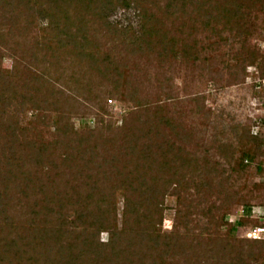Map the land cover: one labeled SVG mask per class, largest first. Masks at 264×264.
I'll list each match as a JSON object with an SVG mask.
<instances>
[{
  "label": "rangeland",
  "instance_id": "374dc122",
  "mask_svg": "<svg viewBox=\"0 0 264 264\" xmlns=\"http://www.w3.org/2000/svg\"><path fill=\"white\" fill-rule=\"evenodd\" d=\"M122 2H113L105 20L118 29L130 25L129 31L140 35L137 11L144 10L152 17H146L152 26L146 43L140 48L129 45L130 35L107 30L98 17H86L88 45L99 50L100 64L110 61L107 68H91L88 84L85 79L72 83L68 76L74 71L79 77V67L70 63L66 49H58L57 57H46L45 62L30 59L32 67H47L52 78L47 86L57 93L46 97L30 84L26 97L31 102L24 112L12 111L0 119V142L8 138L12 148L4 150L14 164L21 163L18 157L29 147H20L10 132H23L30 148L36 138L51 142L56 138L54 120L62 110H67L72 127L70 144L91 130L95 136L86 144L98 150L96 163L81 165L70 159L59 170V155L67 150L64 142L58 146V139L50 162L57 167L45 161L28 166L36 178L31 182L43 183L34 189L20 178L4 176L0 156V219L8 215L11 224L6 230L0 222V264H44L40 258L46 247L48 257L59 255V264H70L69 256L87 257L81 264H234L224 255L230 242L254 247L248 264H259L258 243L244 235L253 224H264V111L259 106L264 97V0ZM1 16L0 43L11 50L0 48V76L7 80L6 92L19 99L25 90L17 88V77L8 80L13 76L10 53L30 56L38 49L36 42L53 32L46 17ZM243 45L257 53L255 62L237 59ZM95 96L102 97L104 111L95 106ZM121 126L146 131L153 140L152 153L143 150L144 157H139L121 151L122 146L118 152ZM245 151L252 158L242 159L246 166L238 168ZM102 153L117 156L111 170L101 163ZM127 196L132 207L123 215ZM112 204L115 216L109 215L103 228L93 215ZM133 210L141 218L138 232L153 225V237H181L185 247L168 240L173 256H160L145 248L149 243L136 233L133 254L123 252L130 263L123 255L109 256L111 233L135 226ZM222 215L227 216L226 226ZM228 226L235 227L233 235L226 233ZM8 239H14L15 246H6Z\"/></svg>",
  "mask_w": 264,
  "mask_h": 264
},
{
  "label": "trees",
  "instance_id": "16d2710c",
  "mask_svg": "<svg viewBox=\"0 0 264 264\" xmlns=\"http://www.w3.org/2000/svg\"><path fill=\"white\" fill-rule=\"evenodd\" d=\"M118 0H0V13L1 17H16L18 15L25 16L28 18L34 19L35 17H46L47 20H49V27L48 31H51V35L46 36V39L42 42H36L38 46H36L38 49L33 51V53H30V56L24 52H21V54H18L13 51V53H10L11 58L13 60V64L11 65V75L8 80L11 79V77L15 78L17 77L18 80H20V85L17 87L20 91L25 90L24 93H22L19 99H16L13 97L14 95L9 94L6 92L5 88L7 86V81L5 78L0 76V79H2L0 83V119H3L12 111H16L17 113H23L24 112V106H27L28 103L31 101H28V97H26L27 90L29 89L30 84H36L37 89L36 91H44L43 95L46 97L53 95L54 93H57V90H55L53 87L49 88L51 86L52 78H49L48 75V69L47 67L39 68L32 67L31 64H29L28 60H36L37 63L39 62H45L46 57L50 59H55L57 50L60 48L66 49V54L68 57H70V63L76 65L79 67V71H77V74L79 77L74 76V71H72V74L68 76V81L72 83L79 82L80 79H85V82L88 84L89 77L88 74L86 76V73L91 70V68H96L97 71L100 69V67H106L110 64L109 62H106L105 60L102 61L100 64L101 58H99V50L96 48V46H90L89 43V35L85 31L84 26L87 22L86 17H98L97 22L100 24H104V26L107 28V30H114L116 33H120L123 35H130L128 36L127 42L130 43L129 45H136L141 46L140 43L144 42L146 43V37L149 33V30L152 26L148 24L147 18L151 15L147 14L142 9L137 11V17L139 19L137 20V26L138 30L140 32V35L135 34L134 32L129 31L132 27L129 25L128 27L118 29L116 25L110 24L105 20V13L113 6V2H117ZM123 1V4H127V0H121ZM182 1V0H181ZM263 2L261 0L260 4ZM166 7V6H165ZM82 12V13H81ZM76 15V16H75ZM152 18V17H149ZM125 31H129L131 33H126ZM242 33L247 34V29L242 28ZM152 36V34H150ZM91 41V40H90ZM126 41L124 43L128 44ZM0 43V48H5L4 52L10 51V47H3ZM122 45V44H121ZM123 46V45H122ZM244 47V45H243ZM140 48V47H139ZM97 49V50H96ZM40 54V55H39ZM241 56H238V60L246 61L247 59L250 61V63L255 62L257 59V53L253 51H249L247 48H243L241 51ZM4 55L0 54V58H3ZM107 58V56H106ZM43 59V60H41ZM106 62V63H105ZM105 71V70H104ZM104 71L100 72L102 74ZM76 72V71H75ZM74 74V75H73ZM10 82V81H9ZM46 83V84H44ZM45 86V88L43 87ZM27 89V90H26ZM59 93V91H58ZM62 92H60L61 94ZM97 98V105H95L98 110L104 111V107L102 102L101 96H95ZM38 106V105H37ZM38 110V108H37ZM67 110H62L61 114H59V119L54 120V123L56 124V134L55 139H53L51 142H46L43 139L36 138L33 144L31 145V148L29 146V141L26 140V135L22 133H16L10 132L12 136L11 138H14L16 141H18L20 147L25 146L27 143V146L29 147L25 153L23 152V156L20 155L19 160H21L20 164H14L13 161H9L8 155L6 154L4 147L9 150V147H11L8 143V138L5 137L3 142H0V156L4 159L2 161H5L6 169L3 172L4 176L9 175L12 176L15 180V178H20L22 181V184L25 186H28L30 184L31 189L38 188V186L42 187L43 183H32L31 181L35 178V174L33 175L30 173V169L28 166H36L42 162L50 163L54 158L52 157L53 148L58 144L60 147L61 144H65L66 152H63L61 155H59V170L62 166L65 165V160L73 159L75 162L82 164H93L97 162V154L98 150L95 149L94 145L86 144L87 142H90V139L93 138L95 135L88 133L80 134L76 136V141H74V145L72 146L70 144V140L68 137L71 136L72 127L71 124L68 122V116L66 115ZM41 118H44L43 115L40 116ZM63 118V119H62ZM60 120L63 123V126H61ZM59 123V126H58ZM11 126V125H10ZM9 126V127H10ZM129 126V125H128ZM128 126H121V131L124 135H122V141L120 142V145L115 148H117V151L120 152L118 149L122 146L121 151H125L129 154H135L139 157H144L145 154H143V150L147 151L149 154L152 153V146H153V140L149 138L146 131L142 132H136L132 129H130ZM23 131V130H22ZM2 136L0 135V140ZM59 139V142H58ZM43 140V141H42ZM69 140V141H68ZM150 141V142H148ZM58 142V143H57ZM73 144V143H72ZM85 144V145H84ZM9 146V147H7ZM12 148V147H11ZM110 150V149H109ZM108 150V151H109ZM115 149L110 150V152H113ZM70 152V153H69ZM132 152V153H131ZM114 153H117L114 151ZM51 154V155H50ZM103 154L102 162L103 165L109 167L111 170L113 160L117 159V156L113 153H107V156L105 153ZM101 155V154H100ZM105 155V157H104ZM72 156V157H70ZM150 156V155H148ZM17 157V156H16ZM96 157V158H95ZM95 158V159H94ZM250 160L252 158V155H249L248 151L241 153V158L239 159L237 165L238 168H244L246 164L243 163L242 159ZM16 160V158L14 159ZM46 163V164H47ZM55 163V162H53ZM14 164V165H13ZM52 166L54 164L50 163ZM25 165L27 167H25ZM57 167V165H54ZM38 167V166H37ZM16 169V171L14 170ZM257 170H260V166H257ZM61 173V172H60ZM29 174V175H28ZM40 179V178H39ZM20 186V185H19ZM20 189V187H19ZM24 189L20 190L23 191ZM25 192V191H23ZM40 202H44V198L40 197L38 198ZM132 200L127 196L124 200V208H123V215H126V212L129 208L132 206ZM1 212V210H0ZM1 213H4L1 212ZM113 214L115 216V207L112 204L111 208L108 205H105L104 207L99 209V213L94 214L95 221L98 223L100 222V225L105 228L106 223L109 222V215ZM130 216H132L134 219V227L126 228L124 227L122 230L111 233V237L109 239V243L112 244V250L110 252L109 256H112L114 258L118 257V255L125 256V260H127V263H130V261L127 258V254L124 255V250L126 249V252H130V254H133V251L131 250L132 246L131 244L135 243L136 237H142L145 239L149 246H146L145 248H151L153 250V253L158 251L159 255L161 256L165 254L166 256H173L172 250L173 246L172 243L175 242L176 244L174 247L178 246L179 248L185 247L182 243L183 238L171 236L168 234L161 235L162 238L159 237V235H155L153 237V231L155 229H152L153 225H151V230H149L150 226H148L147 232L143 233L138 232L137 230L138 224L140 222V216L137 213V210H133L130 213ZM226 215H222L220 218L221 223L226 226ZM8 215L1 216L0 222L2 224H5L7 227L6 230H11V224L8 223ZM111 220V219H110ZM240 221V220H239ZM96 223V224H97ZM155 223V222H154ZM256 226L257 224H253ZM1 226V225H0ZM2 227V226H1ZM141 228V227H140ZM234 231H236L234 226H228L227 234L233 235ZM138 233V236H136ZM132 235H135L136 237H133ZM43 237V235H40ZM41 237V238H42ZM133 237V238H132ZM39 238V239H41ZM244 238H248L244 235ZM150 239V240H149ZM233 237H230L229 240H233ZM249 239V238H248ZM42 240V239H41ZM168 240H170L172 243H169ZM251 240V239H249ZM133 241V242H132ZM150 241V242H149ZM254 243H258V256L259 264H264V238L260 239H252L251 240ZM153 242L156 243V245H153ZM15 240L14 239H8L7 243L5 244L9 248L12 246H15ZM37 247V246H36ZM226 250L224 252V255H230V259L234 264H248L250 258H252L255 255V252H252L254 247L252 248L248 244L245 246L243 243H229L226 246ZM9 249L8 251H10ZM50 250V247H46L44 251V255H42V258H40V261L44 262V264L54 263L59 264V255L56 258H50L48 257L47 253ZM8 251H5L6 253ZM96 256H100V253L95 251ZM148 255L152 258L153 254L150 252ZM45 258L43 259V257ZM86 256V255H84ZM78 257V256H77ZM48 258V259H47ZM154 258V257H153ZM163 258V257H162ZM169 259V258H168ZM86 260H88L87 257H78V258H72L69 256V263L70 264H81L84 263ZM170 260V259H169ZM102 262H105L101 259ZM230 261V262H231ZM41 262V263H42ZM107 264H113L111 261H106ZM141 264V263H139Z\"/></svg>",
  "mask_w": 264,
  "mask_h": 264
},
{
  "label": "built area",
  "instance_id": "2783aa9c",
  "mask_svg": "<svg viewBox=\"0 0 264 264\" xmlns=\"http://www.w3.org/2000/svg\"><path fill=\"white\" fill-rule=\"evenodd\" d=\"M259 106L262 109V111H264V97L263 99L259 102ZM263 122V127H264V120H262ZM246 236L252 239H260V238H264V224H258L252 228H250L247 232H246Z\"/></svg>",
  "mask_w": 264,
  "mask_h": 264
}]
</instances>
